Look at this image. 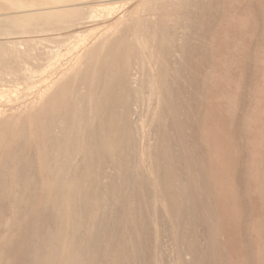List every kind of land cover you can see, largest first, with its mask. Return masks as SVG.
<instances>
[{
    "label": "rangeland",
    "instance_id": "obj_1",
    "mask_svg": "<svg viewBox=\"0 0 264 264\" xmlns=\"http://www.w3.org/2000/svg\"><path fill=\"white\" fill-rule=\"evenodd\" d=\"M0 96V264H264V0H0Z\"/></svg>",
    "mask_w": 264,
    "mask_h": 264
},
{
    "label": "bare ground",
    "instance_id": "obj_2",
    "mask_svg": "<svg viewBox=\"0 0 264 264\" xmlns=\"http://www.w3.org/2000/svg\"><path fill=\"white\" fill-rule=\"evenodd\" d=\"M100 2H101V1H100ZM81 35H82V34H81ZM85 39H86V38H85ZM79 41H80V40H79ZM5 93H6V92H5ZM44 93H45V92H44ZM1 94H2V93H1ZM5 95H6V94H5ZM12 95H13V94H12ZM12 95H11V96H12ZM0 97H1V96H0ZM2 98H3V97H2ZM4 100H5V98H4ZM1 113H2V112H1Z\"/></svg>",
    "mask_w": 264,
    "mask_h": 264
}]
</instances>
